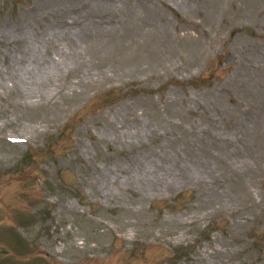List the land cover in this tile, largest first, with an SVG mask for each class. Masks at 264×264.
I'll return each mask as SVG.
<instances>
[{"label": "rangeland", "instance_id": "1", "mask_svg": "<svg viewBox=\"0 0 264 264\" xmlns=\"http://www.w3.org/2000/svg\"><path fill=\"white\" fill-rule=\"evenodd\" d=\"M0 264H264V0H0Z\"/></svg>", "mask_w": 264, "mask_h": 264}]
</instances>
